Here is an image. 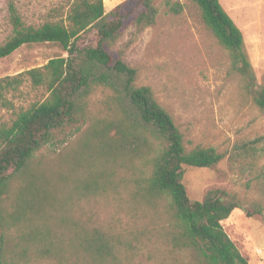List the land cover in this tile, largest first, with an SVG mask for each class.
<instances>
[{
    "label": "trees",
    "instance_id": "trees-1",
    "mask_svg": "<svg viewBox=\"0 0 264 264\" xmlns=\"http://www.w3.org/2000/svg\"><path fill=\"white\" fill-rule=\"evenodd\" d=\"M191 1L227 52L230 70L240 76L242 90L264 112V86L245 52L241 30L220 0ZM154 2L125 0L107 12L103 0H69L62 18L38 26L27 25L9 3L11 32L0 44V59L23 45L40 43L58 44L66 56L0 78V107L8 111L14 110L11 97L27 82L34 88L45 87L49 93L44 101L14 112L9 123H0V264H22L31 251L34 256L52 258L64 248L77 264H122L129 252H143L157 241L168 249V264H248L222 227L224 220L242 208L241 200L223 189L207 191L203 201L193 200L183 183L184 166L212 168L227 154L214 147L187 149L171 115L149 86L135 84L136 70L126 64L123 51L117 48L127 31L141 33L155 24L158 10ZM88 30L95 31V45L80 47L78 42ZM98 88L112 92L119 110L115 123L92 131L99 137L97 153L114 157L134 154L146 162L149 173L136 182V196L153 211L152 227L158 225L157 230L151 235L147 229L109 234L77 220L69 226L71 235L61 242L52 243L49 234L37 228L12 236L19 214L45 218L49 196L32 172L36 154L53 143L57 133L86 121L88 98ZM110 129L115 130L111 139L107 137ZM86 152L82 153L84 161L89 157ZM263 159L264 131L236 141L229 152L232 167L258 179L257 190L264 198ZM95 182L96 178L88 177L80 185L85 196L95 194ZM245 214L260 215L264 225V205ZM160 260L165 262V258Z\"/></svg>",
    "mask_w": 264,
    "mask_h": 264
},
{
    "label": "rangeland",
    "instance_id": "rangeland-1",
    "mask_svg": "<svg viewBox=\"0 0 264 264\" xmlns=\"http://www.w3.org/2000/svg\"><path fill=\"white\" fill-rule=\"evenodd\" d=\"M123 1L103 0V3L109 12ZM10 2L27 25L38 26L62 18L69 0H0V44L11 32ZM220 2L241 30L245 52L264 86V0ZM154 4L158 10L155 24L141 33L127 31L117 48L123 51L126 64L136 70L135 84L149 86L157 102L171 115L187 149L214 147L227 154L212 168L184 166L183 183L193 200L203 201L211 189L236 194L242 208L224 220L222 227L248 264H264L263 219L257 214H245L257 205H264V198L257 190L258 179L232 167L229 161V152L236 141L264 131V112L242 90L240 76L230 70L227 52L206 28L191 0H155ZM78 44L94 46L95 31H86ZM65 56L66 52L55 43L23 45L0 59V78ZM48 96L45 87L34 88L27 82L11 97L13 111L0 107V123H9L14 112L40 103ZM112 97L111 91L96 89L88 98L86 121L78 128L69 127L57 133L53 143L36 154L32 172L50 198L45 218L19 214L20 221L12 236L37 228L49 234L52 243L61 242L71 235L69 226L77 220L109 234L147 229L150 232L147 235H151L157 230L158 225L152 227L153 211L137 201L136 196V182L149 173L146 162L134 154L114 157L106 152L103 156L97 153L99 137L93 136L92 131L118 119L119 107ZM114 135L115 130L110 129L107 137L111 139ZM85 151L89 157L84 161ZM261 165L264 166V159ZM88 177L96 178L92 196H85L80 186ZM167 250L162 241H157L143 252H129L122 258V264H161L160 258H165L163 264H168ZM56 252L49 258L34 256L31 251L22 264H77L66 248Z\"/></svg>",
    "mask_w": 264,
    "mask_h": 264
}]
</instances>
